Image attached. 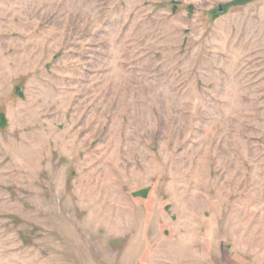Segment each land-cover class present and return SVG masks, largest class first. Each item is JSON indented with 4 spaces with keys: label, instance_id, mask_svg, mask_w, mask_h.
Returning a JSON list of instances; mask_svg holds the SVG:
<instances>
[{
    "label": "rangeland",
    "instance_id": "rangeland-1",
    "mask_svg": "<svg viewBox=\"0 0 264 264\" xmlns=\"http://www.w3.org/2000/svg\"><path fill=\"white\" fill-rule=\"evenodd\" d=\"M232 1L0 0V264H264V0Z\"/></svg>",
    "mask_w": 264,
    "mask_h": 264
},
{
    "label": "trees",
    "instance_id": "trees-1",
    "mask_svg": "<svg viewBox=\"0 0 264 264\" xmlns=\"http://www.w3.org/2000/svg\"><path fill=\"white\" fill-rule=\"evenodd\" d=\"M253 1H255V0H234L230 4H228L227 6L228 7H230V6H237V7H239V6H244V5H246L248 3H251ZM3 119H4L3 118V115H0V124H1V126L4 125V120ZM145 194H146L145 191H140L139 194L136 193L134 195H140L141 197H145Z\"/></svg>",
    "mask_w": 264,
    "mask_h": 264
},
{
    "label": "water",
    "instance_id": "water-1",
    "mask_svg": "<svg viewBox=\"0 0 264 264\" xmlns=\"http://www.w3.org/2000/svg\"><path fill=\"white\" fill-rule=\"evenodd\" d=\"M221 11H222V8H221V7H219V8H218V12H221Z\"/></svg>",
    "mask_w": 264,
    "mask_h": 264
}]
</instances>
